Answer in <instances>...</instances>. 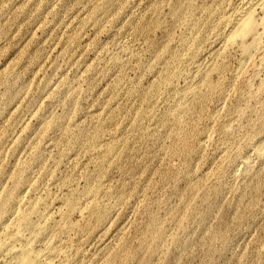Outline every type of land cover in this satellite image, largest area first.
<instances>
[{"label":"rangeland","instance_id":"1","mask_svg":"<svg viewBox=\"0 0 264 264\" xmlns=\"http://www.w3.org/2000/svg\"><path fill=\"white\" fill-rule=\"evenodd\" d=\"M234 6L0 0V206L37 204L54 264H264V52L172 115Z\"/></svg>","mask_w":264,"mask_h":264},{"label":"bare ground","instance_id":"2","mask_svg":"<svg viewBox=\"0 0 264 264\" xmlns=\"http://www.w3.org/2000/svg\"><path fill=\"white\" fill-rule=\"evenodd\" d=\"M208 11L211 14L214 10L210 8ZM218 22L216 24L206 22V29L208 27L212 29L209 59L206 63L197 65L193 69L182 95L184 101L179 103L172 113L177 117L176 126L181 128L180 137L186 136V130L180 126L178 119L179 114L187 112L185 102H195L197 105L200 99L209 94L217 95L219 99L225 95L221 80L224 64L218 62V58L226 57L232 51L238 52L240 64L244 65L251 59L254 51L264 52L262 45L264 42H262V38H264V0H238V6L232 7L228 14L222 16ZM195 46L196 44H192V47ZM192 50H196V48H192ZM255 70L258 75L262 74L255 91H263L264 54L260 57ZM173 75V73L166 74L168 79ZM222 129L224 132L227 131L226 127ZM190 146L192 147L191 144ZM112 150L113 147H108L107 152H112ZM263 150L264 143H258L255 146L256 156L262 157ZM35 211H37L36 203L20 209L18 212L10 211L7 201L0 206V217H4L0 220V264H54L55 254L52 250L43 244L33 245L34 236L40 233L45 234L44 226L31 220V213ZM70 227H74V224H71Z\"/></svg>","mask_w":264,"mask_h":264}]
</instances>
